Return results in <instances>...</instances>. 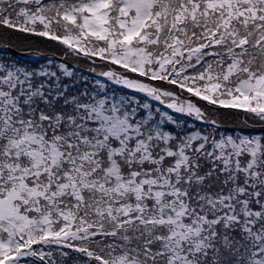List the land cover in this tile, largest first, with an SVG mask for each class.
Masks as SVG:
<instances>
[{
    "label": "snow or ice",
    "instance_id": "snow-or-ice-1",
    "mask_svg": "<svg viewBox=\"0 0 264 264\" xmlns=\"http://www.w3.org/2000/svg\"><path fill=\"white\" fill-rule=\"evenodd\" d=\"M21 44L62 62L0 56V264H264V0H0Z\"/></svg>",
    "mask_w": 264,
    "mask_h": 264
},
{
    "label": "trees",
    "instance_id": "trees-1",
    "mask_svg": "<svg viewBox=\"0 0 264 264\" xmlns=\"http://www.w3.org/2000/svg\"><path fill=\"white\" fill-rule=\"evenodd\" d=\"M59 52L60 49L56 48L55 46L46 47L44 45H39V46L33 45L29 48L21 44L20 46L15 48L13 47L0 48V56H4L10 59H15L21 63L25 62L28 63L29 66H33V67L46 66L49 59H52L54 63L59 64L60 62H62L61 57L58 55ZM67 63L70 69L74 71L78 77L79 76L86 77L90 82L93 79L97 78L94 77V74L88 72L87 66L85 64L80 63L79 65H77L76 62L72 59H69ZM75 64L77 65V67H75ZM98 79H101L102 82H105L103 78H98ZM107 87L110 89L114 88L118 93L121 94L126 93L127 95L134 96L137 99H144L141 94L133 93L130 90H126L119 86H115L110 82H107ZM149 102L156 105L157 107L163 108V106L159 105L158 102L155 101H149ZM164 110L168 111L169 114L177 116L178 119L181 120L185 119V117L179 116V114L172 113L171 110L168 109H164ZM233 121H236L235 117H231L228 119L227 126L229 127V129L236 126V124H234Z\"/></svg>",
    "mask_w": 264,
    "mask_h": 264
},
{
    "label": "rangeland",
    "instance_id": "rangeland-1",
    "mask_svg": "<svg viewBox=\"0 0 264 264\" xmlns=\"http://www.w3.org/2000/svg\"><path fill=\"white\" fill-rule=\"evenodd\" d=\"M29 57V56H28ZM28 57H26V58H28ZM23 64H25V65H29L28 63H25V62H23ZM75 67H77V65L75 64ZM142 95V94H141Z\"/></svg>",
    "mask_w": 264,
    "mask_h": 264
}]
</instances>
